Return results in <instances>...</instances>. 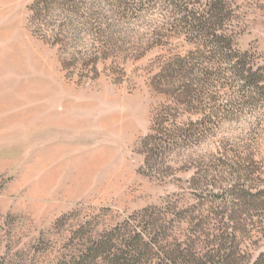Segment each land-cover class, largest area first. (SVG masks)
<instances>
[{"label":"rangeland","instance_id":"1","mask_svg":"<svg viewBox=\"0 0 264 264\" xmlns=\"http://www.w3.org/2000/svg\"><path fill=\"white\" fill-rule=\"evenodd\" d=\"M32 1L0 0V264H55L80 227L100 233L149 207L170 213L176 237L185 213L210 226L226 216L250 264L264 251V89L242 98V84L214 57L207 73L220 70L219 79L177 112L191 137L153 158L142 144L151 119L177 103L176 88L156 90L151 80L163 60L196 49L172 10L128 0L130 15L114 28L127 50L124 80L111 81L108 60L97 79L78 82L80 72L66 78L57 49L32 33ZM223 1L233 10V48L264 78V0Z\"/></svg>","mask_w":264,"mask_h":264},{"label":"trees","instance_id":"2","mask_svg":"<svg viewBox=\"0 0 264 264\" xmlns=\"http://www.w3.org/2000/svg\"><path fill=\"white\" fill-rule=\"evenodd\" d=\"M108 11L88 0H33L28 8V25L32 33L55 47L60 66L66 78L79 71V81L98 78L97 65L110 60L114 84L125 77L122 67L126 46L114 41V28L129 15L128 0H100ZM157 3L160 0H140ZM172 11V24L196 48L182 55L163 60L162 68L151 80L156 90L162 86L175 89L177 107L162 105L152 119L150 133L142 140L146 154L158 158L181 146L189 137L177 120L179 106L193 101L201 102L204 90L212 77L219 79L220 70L207 73L214 57L228 66L227 73L242 84V98L264 89V78L246 53L233 48L228 33L233 10L223 0H162ZM143 4V3H141ZM100 5V4H99ZM229 25V24H228ZM90 39L85 51H76L84 39ZM118 58V59H117ZM121 60V63L116 60ZM206 61V62H205ZM206 64V67H202ZM197 87V89H195ZM257 90V91H256ZM164 93V91H159ZM178 98V100H177ZM173 112V113H172ZM151 158L145 157L146 166ZM154 165H150L153 170ZM169 212L156 207L144 208L125 218L111 229L100 233L91 230L76 231L79 242L72 251L60 257L55 264H243L249 262L248 249L234 243L235 228L220 218V225L210 226L207 218L187 214L186 228L176 236L170 233ZM220 215V214H219ZM165 217V218H164ZM228 219V218H227ZM231 229V232L228 230ZM79 233V234H77ZM247 258V259H246ZM250 264H264V251Z\"/></svg>","mask_w":264,"mask_h":264}]
</instances>
